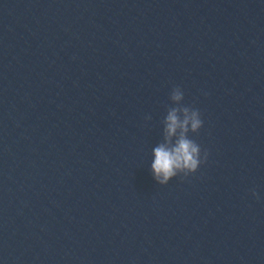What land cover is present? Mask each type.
Here are the masks:
<instances>
[{"label":"clouds","instance_id":"9594fccd","mask_svg":"<svg viewBox=\"0 0 264 264\" xmlns=\"http://www.w3.org/2000/svg\"><path fill=\"white\" fill-rule=\"evenodd\" d=\"M184 98L183 91L174 87L170 99L176 103L168 109L166 117V139L171 144L172 137H177L170 147L161 145L154 149V161L151 165L154 178L161 185H167L178 174L184 177L195 173L200 165L207 160V152L201 155L200 146L188 133H197L203 126L199 110L181 104ZM253 196L257 193L252 192Z\"/></svg>","mask_w":264,"mask_h":264}]
</instances>
